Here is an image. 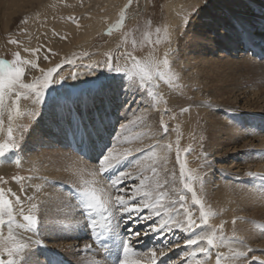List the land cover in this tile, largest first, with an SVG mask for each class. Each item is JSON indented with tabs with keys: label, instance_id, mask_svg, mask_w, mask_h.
<instances>
[{
	"label": "rangeland",
	"instance_id": "1",
	"mask_svg": "<svg viewBox=\"0 0 264 264\" xmlns=\"http://www.w3.org/2000/svg\"><path fill=\"white\" fill-rule=\"evenodd\" d=\"M168 1L131 0V4H129V0H125V3L120 7L118 0L115 4L112 0L109 3L106 0H40V2L37 0L33 3L32 12L37 11L39 13L41 7L57 8L60 19L67 18L68 21L80 27V30L89 25L90 21L79 20V13H82V16L87 14L92 17L94 15L103 17L106 12H112V10L114 11L119 7L109 26L100 30L85 49H80L74 53L63 51V54L60 50H57L51 52L52 54H49L50 59L43 63L34 60L29 54L28 58L24 56V51L28 47L26 44L28 42L33 43L36 35V27L32 29L31 23H29L32 17L31 11L25 14L20 13L14 20L8 22L9 26L7 28L8 17L5 8L9 5L10 0H0V59L11 61L15 59V54L19 53L21 59L35 61L36 67H26V75L23 77L26 83L41 77L40 69L46 70L60 65V68L57 69L60 77L50 82L42 93L39 95L32 93L22 98L26 99V106L19 115L15 111V105H12L11 108L8 107L10 102L7 97L5 98V108L0 110V143L7 139V128L9 126L13 128L15 137L19 138L21 136V139L12 148L0 154V178L7 181V183H0V187H11L25 201L27 196L33 195L36 197L34 202L40 205L39 220L34 227L14 229L18 236L21 233L20 238L24 239L29 245L21 254V259L19 255L16 256L17 260L20 259V264H120L125 241H129L138 253L155 249L159 254L160 250H164L166 255L159 257L157 264H173V262L174 264H196L197 260L206 262V264H216L218 253L227 258L232 256L233 251H247L249 248L253 249L248 253L249 264H264V262L252 259V257H259L260 260H264V218L262 216L264 215V205L259 200L249 204L248 195H246L250 193L251 188L264 186V175L256 170L252 160L253 156L264 157V146L260 145V138H262V135L264 137V102L262 99H258V93L264 91V81H254L244 76L240 78V80H244L243 82H250V87H252H248V91L251 92V96L249 95L250 100L244 99L243 96L235 103L233 98H229L233 94L231 92L224 93L220 96L221 98L219 97L220 99L218 98L219 100L227 98L228 103L223 104L225 106H230L231 102H234L240 108L228 111L220 107L215 114L225 117L232 126L235 125L233 128L236 131L240 133L246 131L249 134L247 139L251 140L253 136L254 138H252V142H248L247 146H240L236 151L233 149L226 151V147L221 149L220 152L226 151V153H222L223 156L228 157L226 159L219 158L220 162H223L220 168L211 167V163L217 165L218 160L214 161L213 159L215 148L209 138V122L206 117V110L200 111L199 107L202 106V103H215L216 97L206 98L204 94L206 95L211 90L205 91V88L201 85H196L194 81L186 79L184 69H182L183 64H180V57H184L187 48L188 50L193 48L195 50L194 42H191L192 34L196 30H200L199 22H201L204 13H211L210 4L213 0H195V2L191 0L190 5L182 7L180 9V22L175 30ZM241 1H244L246 6H243L244 3L241 5L239 2L238 4L234 1L238 5L237 11L234 10L230 15L225 11V14L228 15L225 17H228L225 21L218 19L214 22L215 26L210 28V31H201L203 35H209L213 41L215 40L212 44L216 47L215 51L206 49V54L209 57L221 53V47L217 46V42L222 40L219 37L220 31H227L231 36L236 35L239 31L242 33V29L237 26L235 19L229 18L232 16H236L243 26L249 25V19H256V25H260L253 27L251 34L259 35L258 38L264 39V29H261L264 20L260 22L258 19L264 12L259 10L262 3L264 4V0H260L261 4L257 8L252 3H248V0ZM226 5L232 8L231 4ZM94 7H98V10L101 11L94 13L92 10ZM70 8H77V10L76 12L66 11ZM83 8L86 10H83ZM122 12L124 14L123 21H121ZM212 12H214V8ZM210 19L213 20V17H210ZM222 21L229 24L230 33L226 29L228 25L225 26ZM62 25L63 27H58L52 24L50 27L58 31L59 34L63 32L65 34H63V38H65L68 34L64 24ZM214 29H218V31ZM243 33L245 32L243 31ZM169 37L172 41L171 46L168 43ZM236 39L239 42L241 54H239L238 47L237 54L233 57L235 60L238 59L239 55L243 56L247 53V46L244 47L243 40L238 37ZM11 41H16V43ZM219 43L222 44V41ZM30 46L32 47V45ZM198 47L197 50L200 49ZM29 49L32 51L34 48ZM166 53L168 54L169 64L166 67L161 64V70L175 74L179 76V79H169L168 75L154 79V87L151 88L152 95H148L138 83L140 70L134 60L140 66L146 65L149 61L161 63L166 58ZM194 54L199 55V52L196 51ZM225 54L227 57L231 55L227 51ZM58 55H61V59L56 63L57 59L55 57ZM251 56L256 61L264 62V48L259 47ZM127 58L132 61L129 65L124 61ZM70 61L71 63H69ZM109 62L113 66L120 67L122 72L116 71L114 68H107L106 65ZM32 70L36 71V74L28 80L27 75L28 73L31 75ZM73 73H75L74 77L72 76ZM199 75H202L201 71ZM129 76L135 77L137 81ZM230 78L228 76L226 79L230 81V84L236 85V82H232ZM124 80L128 82L125 87L122 86ZM77 82L82 83L77 87H73ZM245 85L247 86V84ZM102 86L110 89L117 86L121 92L119 94L121 98L116 99V102L112 104L111 111L113 110L115 113L110 124L112 128L107 136V144L94 158L89 159V161L84 160L90 167H96L95 172H93L95 175L93 173H90V175L82 173L68 177L69 171L66 167L72 163L68 157L75 155L80 157L82 151L71 143L72 131L68 129L67 122L64 123L65 119L62 121V105L58 101L57 95L62 90L70 89L73 93L75 92V98L84 89H89L90 92L95 94ZM255 89L257 94L253 95L252 92ZM86 92L83 97L91 102V98L87 95L89 92L87 94ZM117 94L115 93L114 97ZM90 102H87V104ZM103 104L104 108L99 111L101 117L105 119L113 113L108 112L107 104ZM143 106H145V109L148 108L149 113L141 115L145 113L142 110ZM73 109L74 107L70 106V110ZM182 109H186V111H182ZM9 114L13 117L11 122L7 118ZM150 120L154 122L153 128H156L155 130L161 136V144H171L172 146L170 150L168 149L166 153L162 154L163 156L166 155V160L160 161L161 156L159 157L153 152L156 151L157 147L153 149L151 146L156 145L157 142L154 141L146 146L143 144L148 140H152L149 135L144 134L148 131L147 123L150 124ZM161 121L168 128L167 134H164ZM21 124L28 128L20 133L18 125ZM202 136L204 137L203 141H201ZM142 139L145 141L141 142ZM223 139L221 138V141ZM201 144H203V147H201ZM112 145L115 146L116 150L121 149L122 151L126 148L132 149L141 145V148L138 149L143 151L137 153V149L133 150L132 157L130 156L118 162L102 175L99 172V162ZM50 151L51 154H49ZM205 153H207V156H205ZM53 154L59 159L56 160L57 158ZM63 154L67 158L63 157ZM52 155L54 158H52ZM137 160L140 161L139 164L136 163ZM245 160L250 162L247 168L243 166L246 165ZM262 162H264V159ZM153 164H157L155 168L158 175L155 177H153L152 172ZM182 166L183 177L181 176ZM43 169L47 170H44L46 173L43 172ZM82 169L87 171L85 165ZM123 171L131 173V176L125 181V190L128 192V196L131 195V190L135 186H139L141 179L153 177L151 183L159 181L163 185L159 191L167 193L162 202L178 201L180 196H184V208L191 211L193 218L199 223V205H192V193L184 188L186 183L192 184V190L196 192L197 198L204 204L205 211L211 210L214 213V215L208 217L210 227L204 228L202 231L205 233L211 232L212 228L215 227L218 229L216 233L218 237L221 236L222 232L223 239L220 241V246L213 247L210 256L205 257L203 254H197L193 258L190 254L198 246H207L206 241L198 246H189L184 241L173 247L177 240L183 241L188 237L184 235L175 238L178 235L176 231L174 235H166L167 238L169 237L166 240L162 238L165 236L163 229L154 231L148 238L151 232L150 226L159 222L155 217L150 220L143 219V216H146L150 209L136 215V213H121L118 208L114 207L103 228H100L98 224H94V221L99 220L101 214L88 209L82 194L83 190L95 187L98 190V195H102L104 199H107L109 194L114 199L117 192L111 188L110 180ZM250 173L257 175L253 176ZM218 176L222 178L221 181L228 182L234 187L242 186L238 193L229 192L232 196L230 197L228 194L229 199L232 200L230 208L226 202L221 201V196L218 199L214 198L216 189L213 183L220 179ZM13 177H23V179L14 181ZM166 182L168 186L164 189V183ZM147 183L148 181H146ZM257 184H260V186L258 185V187ZM22 188L27 189V192L21 191ZM239 195H243L245 198L242 199ZM135 204L142 207L139 199L135 201ZM27 206L26 202L25 207L27 208ZM172 207L179 210L174 219L184 220L185 215L180 204L176 203ZM229 210L232 212L229 213ZM245 213L247 215L249 213L251 217H246ZM14 215L16 216V225L23 222L20 203L14 202ZM166 218L162 215L159 219ZM237 220H242L244 223L250 222V226L254 227L253 231L256 238L242 237L238 232L241 229L233 224V221L236 223ZM7 227V223L0 226V252L4 247H11V241L5 240ZM156 232L162 233L163 236L160 238L163 240L162 242L160 239L158 241L156 236L155 239L152 238ZM200 232L201 229L187 232L189 236L187 240L194 239ZM135 233H139V235H134ZM102 236L107 237V243H100ZM233 237L242 238L245 241L244 246H241L238 240L233 239ZM68 241L74 247V250L68 251L64 248L58 253L55 252L56 248L63 246ZM231 243L238 245V247L230 246ZM85 244H89L90 247H83ZM249 244H252V247H249ZM75 254L80 257V261L77 262L72 259V255ZM5 258L11 259V257ZM221 264H233V261L224 259Z\"/></svg>",
	"mask_w": 264,
	"mask_h": 264
},
{
	"label": "bare ground",
	"instance_id": "2",
	"mask_svg": "<svg viewBox=\"0 0 264 264\" xmlns=\"http://www.w3.org/2000/svg\"><path fill=\"white\" fill-rule=\"evenodd\" d=\"M36 1L37 0H35V1L34 0H10L9 5L5 8V13L7 14V17H8L7 18L8 21L6 23L14 20V18H16V16H18L20 13L25 14L28 11H31L32 17H31L29 23H31L32 29L36 27V35H35V40L33 43L28 42L26 44V45H28V47L26 48L27 51H24V56L26 58H28V54H29V55H31L30 57H32L34 60H36V61L39 60V61H42L43 63H46L48 61V59H50L49 54H52L54 51L60 50L61 54H63V51L74 53L76 51H79L80 49H85L91 43L93 38H95V36L99 33L100 30L106 29L109 26L112 19L115 17L117 10L119 9V7H118V9H116L114 11L112 10V12L108 11L105 14H103V17H101V16L97 17V15H94V17H92V16H88L87 14L85 16H82L81 15L82 13H79V15H80V17H78L79 20L82 19L84 21L85 20L90 21L89 25H87L84 29L81 28V30H80V27H78L77 25H74L75 23H71L70 21H68L67 18L64 17L63 19H60V15L56 10L57 8H51V7H49V8L43 7L42 8L40 6L42 9L40 8L39 13L37 11L32 12V9L34 8L33 3ZM38 1L40 2V0H38ZM110 1L111 0H106L107 3H109ZM112 1L115 4V2L117 0H112ZM118 1L120 3V7L125 3V0H122V2H120L121 0H118ZM193 1L195 2V0H193ZM234 1H236L237 3L239 2L241 5L244 3L243 6H246V3L244 1H241V0H213V2L211 1V4H210L211 13L210 12L204 13L201 22H199V24H200L199 26H201L200 30H196L194 34L191 33L193 35V37L190 36L191 42L192 43L194 42L195 50L193 47H192L193 49H189V50L187 48V51H186L184 57H180L181 58L180 64H183L182 69H184L186 79L194 81L196 83V85H201L202 87L205 88L204 89L205 91L211 90V91L207 92L206 95L204 94V96L206 98L211 97V96L216 97L215 103L214 102L213 103L212 102L211 103L205 102L207 104H203L201 102L202 106L199 107V110L200 111L206 110V117H207V120L209 122V124H208V126H209V130H208L209 138L212 140V145L215 148L213 159H214V161L218 160L217 165L211 163V167L216 166L219 168H220L221 164L223 163V162H220L219 158L221 157L223 159H226V157H228V156H223V154H222L223 152L226 153V151L231 150V149L236 151L240 148V146H243V147L247 146L248 142H252V138H254V136L251 138V140L247 139V136L249 134L246 131H244L246 134L236 131V129L233 128L235 125L232 126V124H230V122L227 121V119L225 117L224 118L220 117L221 115H216L215 112L218 110V108L220 109V107L222 109H224V110L226 109L228 111L229 110L233 111L234 109H238L239 106L237 104H234V102L236 103L239 99L243 98V96H244V99H247V100L251 99L250 98L251 92L248 91V87L251 86L249 84L250 82L247 83L246 81L243 82L244 80H240V78H242V76H244L245 78L248 77L254 81H262V82L264 81V62L256 61L251 56L252 53L256 49H259V47L264 48V39L258 38L259 35H252L251 34L252 28L260 25V24L256 25V23H257L256 19L255 20L249 19V25L246 26L244 24L245 26H243V24L240 22V20L238 18H236V16L229 17V18L235 19L237 26L241 27L242 33H241V31H239L236 33V35L231 36V34H228L227 31L226 32L220 31L219 37L222 40H220L219 42L222 41V44L217 42L218 43L217 46L221 47V53H218V55L214 56V57L213 56L209 57V55L206 54V51H207L206 49H210L211 51H213V50L215 51L216 47L212 45L215 40L213 41V39H211V37H209V35H207V36L203 35L201 33V31L202 32H203V30L204 31L205 30L210 31V28H213L215 26L214 22L218 21V19H220V20L222 19L225 21L228 18V17L225 18L226 16H228L225 14V11H227V13L229 15L231 13H233L234 10L237 11L238 5ZM260 2H261L260 0H248V3H252V5H254L256 8L260 6V4H261ZM168 3H169V6L171 7V19H172V23H173V28L175 30V28L178 27L177 25H179V22H180V20H179L180 16H181L180 15V9L182 7L188 6V4L190 5L191 0H169ZM226 4H231L232 8L228 7ZM213 8H214V12H212ZM69 10L76 12L77 8L66 9V11H69ZM83 10H86V9L83 8ZM92 10L94 11V13H99L101 11V10L100 11L98 10V7H94V8H92ZM259 10L264 11V4L263 3H262V7ZM210 17L211 18L213 17V20H211ZM258 19L260 22L264 20V12L262 13V15H260V17ZM224 21H222V22H223V24H225V26L228 25L226 29L229 31L230 30L229 24H227ZM52 24H55L58 27H60V26L63 27L62 24H64L65 30H67L68 36L63 38L64 33L62 32L59 34L58 31H56L55 29L53 30L50 27V25H52ZM6 26L8 28L9 23L6 24ZM216 26H218V25H216ZM215 28H217V27H215ZM261 29L262 30L264 29V23H263ZM214 30L218 31V29H214ZM60 31H62V30H60ZM243 31L245 33H243ZM229 33H230V31H229ZM257 34H261V33H257ZM237 35H239V36H237ZM236 37L243 40L244 47L247 46V53L243 54V56L239 55L238 59L235 60V59H233V57L236 56L237 51H238V47H239V42L236 39ZM30 45H32V47ZM197 46H199L198 48H200V49L197 50ZM29 48H34L33 50H35V51H30L31 49H29ZM240 50L241 49L239 47V54H241ZM196 51L199 52V55L194 54ZM226 51L232 55V56L230 55L232 58L230 56H228V57L226 56V54H225ZM45 57H47V58H45ZM60 57H61V55H58L55 57L57 59L56 63H58L60 61V59H61ZM124 61L126 62L127 65L131 64V62H132L129 58L125 59ZM123 62H121V63L124 64ZM176 62H178V61H176ZM200 71L202 74L201 76L199 75ZM35 74H36V71H34V70L31 71V75L28 73V75H27L28 80H30L32 77H34ZM228 76L231 77L230 80H232V82H234V81L236 82V85L230 84V81L226 79ZM191 81H189V82H191ZM241 81H242V83H241ZM81 83L82 82H77L74 84L73 87H77ZM122 84H123L122 86L125 87L126 85H128V82L126 80H124ZM245 84H247V86ZM258 84H261V83H258ZM250 88H252V87H250ZM130 89L131 88L129 86V90ZM236 90H237V92H239L238 94H236L237 93ZM85 92H86V94L89 92L87 95H89V97L91 98V102L83 97ZM230 92H231V94L232 93L233 94L231 97H229V96L228 97L231 99L233 98L234 102H231L230 106H227V105L225 106L223 104L228 103V100H227V98H223V99L219 100L221 98L220 96H222L224 93H230ZM74 93H73V91H70V89L69 90L67 89V90L60 91L57 95L58 101L61 102L60 104L62 105L61 107L63 110V112L61 110L62 121H64V119H65L64 123L67 122V125L69 126L68 129H70L72 131V135L70 136L71 143L74 144V146L76 145V147H79V149L82 151L80 154V157L75 155V154H73V155H75L73 157L68 155V156H70L68 158H70L71 162H72V163H70V165L68 164V166L66 167L67 171H69L68 177H70L71 175H75V174L77 175V174H82V173H84V174L88 173L90 175V173L95 172L96 167H90L88 163L84 162V160L89 161V159L94 158L106 146L107 140H108L107 136L109 134V131L112 128L110 124L112 122V118H113L114 113H115L113 110L111 111L112 104H114V102H116V99L121 98V96H119V94H121L120 88L117 86H115L114 89H110L109 87L105 88L102 86V88H100L98 91H96L95 94L90 92L89 89H86V90L84 89V90L79 92V94L77 96H80V97H78V98H77V96L74 98V96L76 95ZM113 93L114 94L118 93V94L114 97ZM112 94H113V97H112ZM252 94L253 95L257 94L256 89L254 90V92H252ZM263 96H264V91H261L260 93H258V99H262L264 102ZM25 100L21 99L19 102L20 112L25 109V106H26ZM67 100H68V102H66ZM87 102H90V103L87 104ZM103 103H105V105L107 104L106 106H107V109L109 110L108 112L113 113L109 117H105V119L101 117V113L99 111L102 108H104ZM70 106H73L75 110L74 109L70 110ZM144 107L145 106L142 107V110H144L145 113H142L141 115L149 113V111L147 110L148 108L145 109ZM208 108H210V109H208ZM70 118H72V120H70ZM151 118L154 119V117H152V116H151ZM153 123L154 122L151 120H150V124L147 123V126L149 128H148V131L144 132V134H146V136L149 135L152 138V140H148V142L143 143L144 146L150 145L154 141L157 142V144L158 143L161 144V140H160L161 136H159V132L155 130L156 128L155 129L153 128L154 127ZM235 128H237V127H235ZM252 133H254V132H252ZM250 135H251V133H250ZM255 136H257V135H255ZM259 136H260V134H259ZM221 138H224L225 140L223 139V141H221ZM260 139H261L260 145L264 146L263 135H262V138H260ZM260 139H259V141H260ZM144 141L145 140H143L141 142H144ZM241 142H243L242 145H240ZM229 146H231V147H229ZM138 148H141V145L136 146V148L133 147L132 149H130V148H128V149L133 151V150H136ZM223 148H225L227 150L220 152V150ZM166 150H168V149L157 147L156 151H153V152L155 154L159 155V157L160 156L164 157L162 154L166 153ZM117 151H122V150L117 149ZM49 154H51V151ZM49 154L47 153L46 155H49ZM46 155H45V157H46ZM53 155H52V158H54V156H55V155L54 156ZM63 157L67 158V156L65 154H63ZM58 159L59 158H57L56 160H58ZM263 159H264V157H262V158H260L258 156L252 157V160L254 161L253 164L256 167V170H259L264 175V162H262ZM159 160L162 161L163 159L160 158ZM249 160H245L246 162H244V163H246V165H243V166H246V168L248 167V163H250ZM221 161H223V160H221ZM219 162H220V164L218 165ZM62 165H65V164H62ZM84 165L87 167V171L82 169ZM155 165L157 166V164H153L152 167H155ZM63 168L65 169V167H63ZM5 169H7V168H5ZM44 170L45 169H43V172L47 171V170H45V171ZM58 170H59V168H58ZM218 178H220V177L218 176ZM259 178H261V176H259ZM221 180H222V178H220L218 181H215L213 183V186L216 189V191L214 192V198L218 199V197L221 196L222 197L221 201L226 202L230 208L231 207L230 202L232 200L229 199V197H228L229 192L238 193V190H241L242 186L241 187L240 186L234 187L230 183L225 182V181H221ZM152 184H153V186H155V183H152ZM258 185L260 186V184H257V186ZM166 186H168L167 183H164V189L166 188ZM243 195H239V196L243 199V198H245V197H243ZM246 195H248V200H249L248 203L249 204H250V202L255 203V202H258V200H259L260 202H262L261 204L264 205V186H262V187L260 186V188H254L253 187V188H251L250 193H247ZM230 197H232V196L230 195ZM150 211H151V209L149 210V212ZM231 212L232 211L229 210V213H231ZM65 215H67V214H65ZM245 216L251 217V215L249 213H248V215H247V213H245ZM262 216L264 218V215H262ZM233 224L235 226L239 227V229H241V230H238V232L241 234L242 237H247V238H251V239L256 238L255 237L256 234L253 231L254 227L250 226V224H251L250 222L244 223V222H242V220L241 221L237 220L236 223L233 221ZM248 226H250V228H248ZM176 231H177L178 235L175 236V238L182 237L184 235H186L189 238V236L186 232H184L178 228H174L170 232L164 231L165 232L164 235L165 236L166 235L169 236L172 234L174 235V232H176ZM153 232L154 231L151 230V232L148 235V238H150V236L153 234ZM20 236H22L21 233H20L19 237ZM155 236H156V239L159 241V239L163 235H162V233L156 232L152 238L155 239ZM165 236H163L162 238L167 240L169 237L167 238V236H166V238H165ZM182 239H184V238H182ZM187 239L183 240V241L177 240L176 243L173 244V247L177 244H180V243H183L184 241H187ZM160 240H161V242L163 241L162 239H160ZM147 242H149V241H147ZM231 245H232V247H235V246L238 247V245L233 244V243H231L230 246ZM251 245L252 244H249L248 246L250 247ZM51 246H53V245H51ZM64 248L68 249V251L74 250V247H72L71 243H69V241H68L63 246L56 248L55 252L58 253V251H60L61 249H64ZM72 259H74L77 262L81 260L77 254H75L74 256L72 255ZM66 264H68V263H66Z\"/></svg>",
	"mask_w": 264,
	"mask_h": 264
},
{
	"label": "snow or ice",
	"instance_id": "3",
	"mask_svg": "<svg viewBox=\"0 0 264 264\" xmlns=\"http://www.w3.org/2000/svg\"><path fill=\"white\" fill-rule=\"evenodd\" d=\"M129 4H131V0H129ZM123 19L124 14L122 12L121 21H123ZM11 42L16 43V41ZM171 42V37H169V46H171ZM157 43H159V41H157ZM165 55L166 58L161 63L149 61L144 66H140L139 63L135 62L133 58L134 63L140 70L138 83L148 95H152L151 88L154 87V79L162 78L165 75H168L169 79H179V76L166 73L161 70V64L165 67L169 64V60L167 59L168 54L166 53ZM69 63H71V61ZM26 67L34 68L36 67V64L34 61L21 59L19 53H16L15 59L11 61L0 59V110L5 108V98L7 97L10 102L8 107L11 108L12 105H15V111L17 115H19V102L22 98L32 93L39 95L42 93L43 89L49 85L50 82H53L57 77H60L59 72L57 71V69L60 68V65H56L55 67H50L46 70L40 69L42 74L41 77H37L33 79L32 82L26 83L23 79V77L26 75ZM106 67L114 68L116 71L122 72L120 67L113 66L111 62H109ZM72 76L74 77L75 73H73ZM129 77L137 81L135 77ZM182 111H186V109H182ZM7 118L9 122H11L13 119L11 114H9ZM161 126L163 127L164 134H167L168 128L163 124V121H161ZM27 128L28 127H25L22 124L18 125L20 133L25 131ZM19 139H21V136L19 138L15 137L13 128L9 126L7 128V139L0 143V154H3L6 150L12 148L14 144L19 141ZM203 139L204 137L202 136L201 141H203ZM151 147L153 149L156 147H161L170 150L172 146L171 144H156ZM201 147H203V144H201ZM136 151L137 153H142L143 150L137 149ZM132 155L133 152L131 150L124 149L123 151H117L115 146L112 145L107 150L106 155H104V157L99 162L100 174L103 175L115 164ZM205 156H207V153H205ZM166 158V155L161 157L163 160H166ZM136 163L139 164L140 161L137 160ZM152 172L153 177L158 175L155 167L152 168ZM93 174L95 175V173ZM250 175L255 176L257 174L250 173ZM129 176H131L130 172L123 171L110 180L111 188L117 192V195L114 197V199L110 194L108 195L107 199H104L102 195H98V190L95 187L85 188L83 190L82 194L88 209H90L92 212L101 214L99 220L94 221V224H98L100 228H103L105 226L107 217L111 215L114 207L118 208L121 213H136V215L143 213L145 210L151 209V211L148 212L146 216H143V219L150 220L154 217L158 219V223L150 226V230L152 231L163 229L164 231L170 232L172 229L178 228L187 233L195 231L196 229H201L200 234L196 235L194 239H190L185 242L189 246H198L206 241L207 246H198L196 250L190 254L193 258H195L197 254H203L205 257L210 256L212 248L220 246V241L223 239L222 232L221 236L218 237L216 235L218 229L215 227L212 228L211 232L205 233L202 231L204 228L210 227L208 224V217L214 215V213L211 210L205 211L204 204L200 199L197 198L196 192L192 190V184L186 183L184 188L191 191L192 193V205H199V223H197V220L193 218V213L187 208H184V196H180L178 201L173 200L169 201V203H163L162 199L165 195H167V193L159 191V189L163 187L159 181H157L155 186H153L151 183L153 177H145L144 179H141L139 186H135L131 190V195L128 196V192L125 190V181ZM181 176L183 177V166L181 167ZM17 179H23V177H13L14 181ZM146 181H148L147 184ZM0 183H7V181L0 178ZM21 191L26 193L27 189L22 188ZM126 196H128V198H126ZM35 199V196L29 195L25 201L21 198V196L17 195L11 187H0V226H3L5 223H7V237H5V240L11 241V247H4L2 252H0V264H20V259L22 258L21 254L29 245L24 239L17 235L14 229H29L38 223L40 205L34 202ZM137 199L140 200L142 207L135 204ZM14 202L21 204V218L23 222L18 225L15 223L16 216L14 215ZM26 202L28 205L27 208L25 207ZM176 203H179L181 209H183L185 215L184 220L174 219L179 211L178 209H174L172 207ZM162 215L166 216L167 218L159 219ZM5 217H7V219H5ZM135 235H139V233H135ZM233 239L238 240L239 244L244 246L245 241L242 238L233 237ZM83 247L87 248L90 247V245L85 244ZM252 250L253 249L249 248L247 251H233L232 256L227 258L218 253L216 256V264H221V261L224 259L233 261V264H249L248 253ZM164 254V250H160L159 254H157L155 249H150L144 253H138L131 246L129 241H125L123 246V256L120 260V264H157L159 257L163 256ZM17 255L20 256L19 260L16 259ZM5 257H11V259H6ZM252 259L264 262V260H260L259 257H252ZM196 264H206V262L197 260Z\"/></svg>",
	"mask_w": 264,
	"mask_h": 264
}]
</instances>
